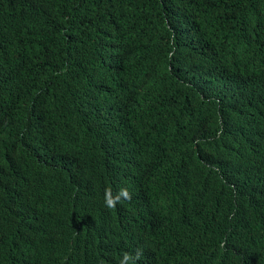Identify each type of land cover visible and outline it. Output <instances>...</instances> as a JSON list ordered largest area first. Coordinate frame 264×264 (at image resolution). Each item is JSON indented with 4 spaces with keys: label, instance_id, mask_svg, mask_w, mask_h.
<instances>
[{
    "label": "trees",
    "instance_id": "trees-1",
    "mask_svg": "<svg viewBox=\"0 0 264 264\" xmlns=\"http://www.w3.org/2000/svg\"><path fill=\"white\" fill-rule=\"evenodd\" d=\"M137 249L264 264V0H0V264Z\"/></svg>",
    "mask_w": 264,
    "mask_h": 264
},
{
    "label": "clouds",
    "instance_id": "clouds-1",
    "mask_svg": "<svg viewBox=\"0 0 264 264\" xmlns=\"http://www.w3.org/2000/svg\"><path fill=\"white\" fill-rule=\"evenodd\" d=\"M132 194L127 187H122L115 194L111 188L105 190L104 204L108 209H115L122 200L130 201ZM143 252L137 249L135 253L125 252L119 261V264H138Z\"/></svg>",
    "mask_w": 264,
    "mask_h": 264
}]
</instances>
